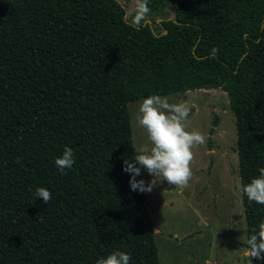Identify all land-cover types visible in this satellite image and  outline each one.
Returning <instances> with one entry per match:
<instances>
[{"label":"trees","instance_id":"trees-1","mask_svg":"<svg viewBox=\"0 0 264 264\" xmlns=\"http://www.w3.org/2000/svg\"><path fill=\"white\" fill-rule=\"evenodd\" d=\"M146 6L134 24L119 0H0V264H95L114 251L158 264L147 200L122 170L134 100L220 89L239 186L264 168V0ZM66 147L75 163L61 174ZM240 199L247 248L264 205Z\"/></svg>","mask_w":264,"mask_h":264},{"label":"rangeland","instance_id":"rangeland-1","mask_svg":"<svg viewBox=\"0 0 264 264\" xmlns=\"http://www.w3.org/2000/svg\"><path fill=\"white\" fill-rule=\"evenodd\" d=\"M119 2L124 5L125 18L134 24L147 21V15L136 20L139 0ZM166 11L172 17V10ZM160 97L169 103L186 104L190 109L184 121L186 130L201 133L205 141L191 149V178L187 186L161 181L151 192H144L155 229L158 264H249L245 256L234 122L225 93L217 88L195 89ZM143 99L128 104L135 155L142 146L151 147L146 131L136 122ZM140 179L147 182L152 177L142 169Z\"/></svg>","mask_w":264,"mask_h":264},{"label":"clouds","instance_id":"clouds-1","mask_svg":"<svg viewBox=\"0 0 264 264\" xmlns=\"http://www.w3.org/2000/svg\"><path fill=\"white\" fill-rule=\"evenodd\" d=\"M146 5L147 0L139 3L137 22L148 13ZM189 110L184 103H169L166 98L156 95L140 102L136 122L146 131L151 147L144 145L138 149L134 160H124L122 170L130 174V190L151 192L161 181L178 187L187 186L191 178V149L205 141L201 133L186 130L184 121ZM74 163L73 151L68 147L54 160V165L61 174H66L65 170L71 169ZM142 169L152 177L151 180L145 182L143 179H136L141 175ZM239 189L250 202L264 205V168L259 169L258 177L246 185H240ZM31 191L33 197L40 198L44 204L52 198L51 192L44 187H36ZM247 246L245 256L249 258V264L251 258L264 259V221L250 235ZM130 259L126 252L114 251L106 257L97 258L95 264H129Z\"/></svg>","mask_w":264,"mask_h":264},{"label":"water","instance_id":"water-1","mask_svg":"<svg viewBox=\"0 0 264 264\" xmlns=\"http://www.w3.org/2000/svg\"><path fill=\"white\" fill-rule=\"evenodd\" d=\"M155 230V229H154ZM154 230H153V232H154Z\"/></svg>","mask_w":264,"mask_h":264}]
</instances>
